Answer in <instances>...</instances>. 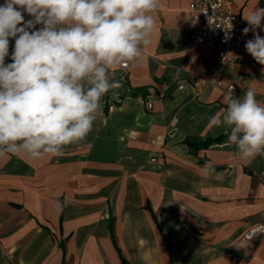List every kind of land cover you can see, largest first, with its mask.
<instances>
[{"label":"crops","instance_id":"1","mask_svg":"<svg viewBox=\"0 0 264 264\" xmlns=\"http://www.w3.org/2000/svg\"><path fill=\"white\" fill-rule=\"evenodd\" d=\"M193 1L159 0L149 45L110 69L84 139L55 156L0 151V264H264V238L244 237L264 224V151L242 158L211 123L230 85L264 106V65L193 44ZM229 5L244 28L264 0Z\"/></svg>","mask_w":264,"mask_h":264},{"label":"clouds","instance_id":"2","mask_svg":"<svg viewBox=\"0 0 264 264\" xmlns=\"http://www.w3.org/2000/svg\"><path fill=\"white\" fill-rule=\"evenodd\" d=\"M158 7L159 0H4L0 151L55 156L65 145L84 139L93 129L102 97L114 87L110 69L141 56V46L149 45L155 29L151 13ZM244 19L242 34L252 33L245 49L264 65V9ZM231 29L225 31L226 41ZM10 39L15 40L12 62L6 64ZM224 103L223 115L211 123L231 129L228 141L242 158L264 151V106L255 92L249 89L237 98L232 87Z\"/></svg>","mask_w":264,"mask_h":264},{"label":"built area","instance_id":"3","mask_svg":"<svg viewBox=\"0 0 264 264\" xmlns=\"http://www.w3.org/2000/svg\"><path fill=\"white\" fill-rule=\"evenodd\" d=\"M191 16V42L193 44L203 45L211 50H214L224 64L233 63L239 51L245 47V42L249 36L242 34V27L239 22L238 15L229 5V0H198L193 1L189 5ZM231 29V39L225 40V31ZM118 84H116L117 86ZM221 86L220 81L217 82ZM237 90L235 85H230V88ZM113 110L114 106H110ZM264 224H258L250 228L244 235L247 241H251L256 237L264 238ZM255 232L256 235L250 233ZM250 237V239H249Z\"/></svg>","mask_w":264,"mask_h":264},{"label":"trees","instance_id":"4","mask_svg":"<svg viewBox=\"0 0 264 264\" xmlns=\"http://www.w3.org/2000/svg\"><path fill=\"white\" fill-rule=\"evenodd\" d=\"M188 145L190 147H194V148H200V147H204L207 146L208 144H210V142H203L200 139H189L187 141Z\"/></svg>","mask_w":264,"mask_h":264}]
</instances>
